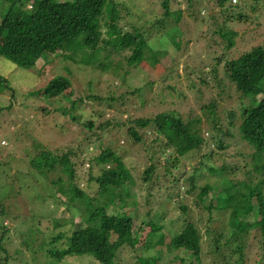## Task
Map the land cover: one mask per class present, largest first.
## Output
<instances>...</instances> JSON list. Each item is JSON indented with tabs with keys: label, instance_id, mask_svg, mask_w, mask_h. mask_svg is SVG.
<instances>
[{
	"label": "trees",
	"instance_id": "trees-1",
	"mask_svg": "<svg viewBox=\"0 0 264 264\" xmlns=\"http://www.w3.org/2000/svg\"><path fill=\"white\" fill-rule=\"evenodd\" d=\"M4 1L8 8L0 21V56L31 69L35 77L41 71L35 67L38 61H51L47 55L53 51H58L56 58L63 55L78 66H90L104 72L114 68L115 75L125 60L127 67L120 74L125 81L131 69L141 67L145 61H150L158 73L156 68L160 66L159 61L167 57V50L173 45L171 41H179L176 49H185L178 40L184 32L179 27L182 14L180 10H171L169 0L163 1L161 15L144 10L138 12L135 0H129L131 11L128 9L124 15L122 11L127 10L126 6L117 0ZM29 2H32V8L27 7ZM219 4L231 13H238L233 15L236 16L234 20L244 18L243 7L239 4L231 0H219ZM228 16L232 20V16ZM212 19L205 27H200L198 22L195 32L199 37L209 39L211 36L205 47L206 51L213 50L209 56L216 61L211 74L205 76L202 72L204 76L200 83L203 86L190 84L201 103L199 111L192 107L182 113L173 107L186 97L183 89L179 90L175 85H167L156 95L153 93L151 100L144 94L146 88L152 91L153 82L130 93L124 90L118 95L117 91L107 96L87 95L89 100L97 101L95 111L103 120L97 124L91 118L84 123L96 135L95 148H88L87 152L92 155L98 150L88 157V178L84 185L79 179L75 160L78 151L68 149L60 154L35 137L23 152L10 150V144L1 143L6 151L0 152V228L3 230L0 264H65L69 257L75 258L74 262L82 260L77 264H120L119 252L127 247L137 252L134 264H169L170 261L204 264L205 257L212 258L213 264H250L248 249L252 238L263 244L261 259L255 264H264V43L235 54L232 48L236 45V32L228 24H220L216 17ZM224 21L228 22L227 19ZM215 35L222 37L224 42L217 41ZM212 41L220 43L222 51L217 45L213 48ZM126 50L130 53L115 63L114 55ZM221 58H224L225 66L223 77L218 68ZM92 83L89 82L90 89L94 87H90ZM9 86L7 77L0 73V94ZM70 87L71 80L67 75L56 74L43 86H34L30 94L43 99H58L65 94L71 99L72 94L65 92ZM129 95L134 96L131 104L127 101ZM225 96L239 102L235 107L224 109V115H221L219 107ZM84 99L76 97L70 108H63L64 113L74 112ZM135 101L140 102V107L154 102V107L160 108L153 116L134 118L129 107ZM113 107V116L105 118ZM3 109L1 107L0 113ZM42 109L48 108L43 106ZM124 113H128L126 118L121 117ZM77 114L81 117L78 112L71 116L76 118ZM80 117L74 120H80ZM204 118L207 121H203ZM207 122L211 126L209 138L221 152L214 154L215 150H211L205 155L217 160L222 153L236 148V154L250 160L244 165L248 179H229L228 184L225 181L220 184L207 182L201 188L197 195L198 205L203 203L209 212L222 210L227 216L220 230L206 229L210 238L208 249L204 247L201 228L191 216L182 230L172 235L169 248L161 246L158 254H151L156 243H165L167 233L162 231L165 225L158 222L159 214L156 213V220L147 221L151 224L152 234L145 244L136 245L141 234L134 227L137 214L133 212V205L139 202L133 186L137 184L119 143H131L145 153L149 164L142 172V181H153L155 177V182H163L159 190L164 189L168 199L176 198L189 217L181 187L185 186L189 193L196 188L197 168L190 176L178 174L182 159L202 149L205 138L200 134L201 126ZM99 130L108 131L109 143L104 142L103 133L97 134ZM26 133H36L32 123ZM90 137L91 134L86 137L87 141ZM32 148L34 152H30ZM14 158H18L15 162L18 167L8 174L6 169L11 167ZM238 168V165L227 163L207 165L210 172L217 174L234 173ZM209 195L211 198L207 203ZM152 196V193L148 194L147 200ZM47 202L53 210L49 215L42 211ZM77 216L80 218L77 228L67 229L66 225L74 224ZM49 218L53 220L52 226L46 224ZM26 253L30 254V261L28 254L25 257Z\"/></svg>",
	"mask_w": 264,
	"mask_h": 264
},
{
	"label": "rangeland",
	"instance_id": "rangeland-1",
	"mask_svg": "<svg viewBox=\"0 0 264 264\" xmlns=\"http://www.w3.org/2000/svg\"><path fill=\"white\" fill-rule=\"evenodd\" d=\"M126 6L125 11H122L124 15L128 9L131 11V5L129 0H117ZM138 4V12L144 10L147 13L154 12L155 14L161 15L164 11L163 1L164 0H135ZM171 10H180L182 14V22L179 23V27L184 31L182 36L178 39L185 46L183 51H180L177 45L179 41H171L172 47L168 48V55L159 61V67L156 69L158 73L154 71L155 66L152 67L150 61L142 62L141 67L131 69L129 75L124 81L120 76L121 73L127 67L126 62L123 61L122 67L118 69L116 75L114 74V68L111 71H100L98 68H93L90 66H79L75 64L72 59H66L63 55L61 57L55 56L58 52L53 51L47 57L48 60L40 59L38 64H36V69L40 68L38 77L33 76L31 69L24 68L18 64L10 61L9 59L0 56V73L7 77L10 84L9 87L5 88V91L0 94V109L3 107V112L0 113V152L6 151V148L2 144H10V150L13 151H25L26 146L32 142L35 137L39 142H45L49 147L58 153H62L68 149H73L78 151L77 157H75L78 162V175L79 179L82 181V185L88 178V157L94 155L98 150H96L92 155L87 152L89 149L95 148V138L93 130H89L84 123L94 118L97 124L103 120L99 115V112L95 111L97 101L89 100L87 95L90 93H96L101 96H107L112 91H117V95L120 91H127L130 93L131 90L135 88H146L145 84L153 82L152 91L148 88L144 96L148 97L150 100L154 98L153 93H158L162 88L167 85H175L179 90L183 89L184 95L186 97L178 100L173 107L179 109L180 112L184 113L189 110V108L195 107L199 111V106L201 103L197 100L196 92L192 89V82L197 86H203L200 83L202 76H208L211 74L216 61L209 56L211 51H206V44L209 39L207 37H199L197 33V24L199 22L200 27H205L210 24L216 17L217 21L222 24H228L229 28L236 32L235 42L236 45L232 48L235 54H239L245 50L250 49L259 43H264V0L260 2H255L254 0H231L234 4H239L243 7L242 12L244 18L240 21L234 20L233 16L238 13H231L226 10V7L219 4V0H169ZM252 6H254L253 9ZM28 8H32V2L27 4ZM224 7V8H223ZM7 5L4 0H0V21L2 16L5 15L7 11ZM232 16L230 20L228 15ZM227 19L228 22L224 20ZM130 28V27H128ZM217 41L221 42L224 40L220 36H216ZM213 48H220L222 51V46L220 43L212 41L210 42ZM181 44V46H182ZM217 45V46H215ZM215 46V47H214ZM212 48V49H213ZM56 52V53H55ZM130 53V50L122 51L120 54L116 53L114 55V62L118 60H123V56ZM121 58V59H120ZM218 58V57H217ZM166 63V64H165ZM163 65L165 68H163ZM224 58H221L218 68L220 70V75L224 76ZM204 72V74L202 73ZM56 74H64L71 80V87L65 92L71 93V99L67 98L65 94H62L55 98H38L30 94L34 90V86L42 84V86L49 81ZM211 79L213 76L211 75ZM92 81L94 86L89 88V82ZM212 81V80H211ZM214 83V81H212ZM93 89V90H92ZM128 93V94H129ZM166 94V93H164ZM84 97V101L75 107L74 112L81 113L76 115V118L72 117L73 111H69V115L64 113L63 108H70L73 104V100L76 97ZM168 96V94L166 95ZM128 102L131 104V100H134V96L129 95ZM138 100V99H137ZM158 101L157 99H155ZM152 100V101H155ZM181 102V104H178ZM238 100H232L231 97L225 96L222 104L219 107L221 115H224V109L237 106ZM43 106H47V110L42 109ZM135 106L137 109L132 107ZM155 103H151L150 106L140 107V102L135 101L129 107V111L132 112V116L135 117H149L156 114L159 107H154ZM42 109V110H41ZM49 112V113H46ZM60 112V113H58ZM115 112V108H111L108 113L104 115L105 118L112 117ZM128 113H124L123 118H126ZM80 120H74L78 119ZM203 121H207L205 118ZM32 123L35 126L36 133L33 135L24 134L28 125ZM208 124V125H207ZM201 136L205 138V142L202 145V149L198 151H193L186 155L181 162V171L178 174L190 176L197 168L195 172L196 176V188L191 192H187L185 186L181 187V194L183 196L184 205L187 207V211L190 216L187 217L186 213L181 209L180 204L176 201V198H167V194L164 193V189L159 190V185H164L163 182H155V177L153 181H142V172L144 168L149 164V161L145 155L139 149H136L131 143H124L120 141L121 154L125 152V161L127 166L131 169L132 174L135 176L136 186H133V190L138 193L137 200L139 204L133 205V212L137 214V219L135 220L134 227L141 231L139 242L136 244L138 246L145 244L148 237L152 234L153 230L149 221L151 218L158 220V222L165 225L162 231L167 233L165 243H156V247L152 249L151 254H158L161 246L166 249L169 248L172 235L180 232L185 225L186 221H189L191 216L201 228L203 234L205 249H208L210 244V238L206 233L207 228H218L219 230L223 226L224 222L227 220V216L222 210H213L209 212L207 208L203 207V203L198 205L199 198L198 194L201 192V188L207 183L211 182L214 184H220L222 181L232 179L235 181L247 180L248 176L245 173L247 167L244 166L245 163L250 162L249 159L245 160L242 155L236 154L237 149L231 148L227 150L226 153H222V157L215 160L214 158H208L205 154L209 153L211 150H215V153H220L221 150L216 149V144L210 140V124L204 123ZM110 131V130H109ZM89 132V133H88ZM108 131L102 132L99 130L97 134L103 133L104 142L109 143L111 137ZM114 132V130H113ZM18 134H21L18 136ZM89 141L86 137L90 136ZM152 135V134H149ZM123 138V137H121ZM125 140V139H124ZM2 143V144H1ZM98 144V143H97ZM125 145V148L122 147ZM248 148V147H247ZM127 152H126V150ZM249 151H253L248 149ZM34 148L30 152H34ZM2 154V153H1ZM18 156L22 154L17 153ZM11 167L6 169V173H14L18 167V158H14ZM165 163L162 161V164ZM238 165L239 168L236 172L230 173L227 171L225 174H217L210 172L207 169L208 164H213L215 166H222L224 164ZM97 172V168H95ZM11 173V174H12ZM6 177V176H5ZM254 179H257L256 176ZM164 180V179H162ZM88 191H91L88 188ZM152 193V198L147 200L148 194ZM61 197L62 195L59 194ZM63 198V197H62ZM211 196L207 198V203L209 202ZM197 202V203H196ZM43 213L46 215L52 214L53 210L50 208V203L47 202L42 207ZM150 212V214H148ZM156 213L159 214V218L155 217ZM213 219H210V218ZM201 218V221L198 220ZM146 222H144V221ZM8 221L7 219L5 220ZM52 219H46V224L52 226ZM80 223V218L75 217V223H68L66 225L67 229L75 227ZM77 228V227H75ZM55 231V230H54ZM2 228H0V236H2ZM51 232V231H50ZM56 232V231H55ZM253 236V235H252ZM262 242L252 238L250 241V248L248 249V257L251 259L248 261L250 264H255V262L261 259L263 250ZM25 254V257H27ZM120 264H134L137 262V252L131 250L129 247L122 249L119 252ZM80 257V256H79ZM75 259V258H73ZM70 257L64 262L65 264H77L82 262V260L73 261ZM27 260L30 261V254H28ZM168 264V263H167ZM169 264H178L177 261H170ZM204 264H213V259L205 257Z\"/></svg>",
	"mask_w": 264,
	"mask_h": 264
}]
</instances>
